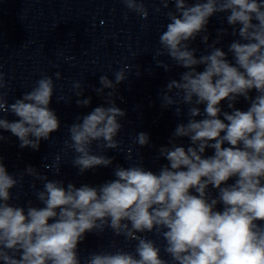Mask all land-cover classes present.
<instances>
[{"label": "clouds", "instance_id": "obj_1", "mask_svg": "<svg viewBox=\"0 0 264 264\" xmlns=\"http://www.w3.org/2000/svg\"><path fill=\"white\" fill-rule=\"evenodd\" d=\"M120 2L147 19L144 0ZM159 3L165 9L174 5V11L167 12L157 56L166 55L183 69L160 95L161 108L173 109L181 121L168 143L158 148L155 159L166 163L157 171L145 166L138 149L150 145L146 132L136 133L132 146L122 147L118 118L126 112L116 106L111 91L103 105L68 126L64 148L75 154L71 164L79 175L111 167L114 157L107 151L124 152L134 162L116 164L112 179L65 184L32 165L17 176L0 155V264H264V0ZM218 14L228 27L217 29L210 42L208 25ZM228 35L234 38L225 51L218 45ZM198 37L206 46L199 55L192 47ZM156 65L172 70L162 60ZM127 69L125 65L114 73L115 84L101 76L96 93L114 89L127 78ZM55 75L59 79L60 73ZM5 87L0 72V143L6 139L3 132H9L20 149L39 151L41 142L61 128L50 107L52 77L43 75L12 103ZM73 87L77 97L83 95L79 82ZM241 100L246 109L237 107ZM91 102L89 97L76 104L88 107ZM60 161L57 155L44 168L59 175ZM25 175L42 182V189L31 185L38 205L31 200L26 207L11 203L12 190L23 185ZM106 230L130 246L134 242V250L113 243L115 250L92 251L82 261L80 245L90 234Z\"/></svg>", "mask_w": 264, "mask_h": 264}]
</instances>
